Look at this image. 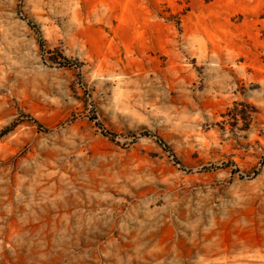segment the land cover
Segmentation results:
<instances>
[{"label": "rangeland", "instance_id": "374dc122", "mask_svg": "<svg viewBox=\"0 0 264 264\" xmlns=\"http://www.w3.org/2000/svg\"><path fill=\"white\" fill-rule=\"evenodd\" d=\"M263 8L0 0V264H264Z\"/></svg>", "mask_w": 264, "mask_h": 264}, {"label": "trees", "instance_id": "16d2710c", "mask_svg": "<svg viewBox=\"0 0 264 264\" xmlns=\"http://www.w3.org/2000/svg\"><path fill=\"white\" fill-rule=\"evenodd\" d=\"M260 18L264 21V8H263V12H262ZM261 34H262L261 38H262V40L264 41V29L261 31ZM262 62L264 63V55L262 56ZM143 135H144V136H148V137H152V135H151L150 132H146V133H144ZM158 140H159V139H158ZM159 142H161V141L159 140Z\"/></svg>", "mask_w": 264, "mask_h": 264}]
</instances>
